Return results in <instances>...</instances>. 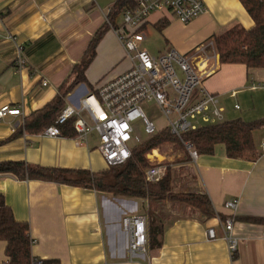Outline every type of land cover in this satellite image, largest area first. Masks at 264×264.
Here are the masks:
<instances>
[{
  "label": "crops",
  "instance_id": "crops-1",
  "mask_svg": "<svg viewBox=\"0 0 264 264\" xmlns=\"http://www.w3.org/2000/svg\"><path fill=\"white\" fill-rule=\"evenodd\" d=\"M117 1L0 0V109L9 105L11 110L0 120V141L9 139L26 119L55 101ZM202 1L205 13L187 25L169 12L151 14L143 29V49L148 51L146 43L153 40L158 55L175 49L193 57L196 50L214 43V36L227 29L240 25L250 30L255 25L240 0ZM120 17V22L115 21L119 27L123 22ZM17 46L22 49L21 68ZM213 64L215 71L204 85L219 98L224 110L222 122H264V68L223 65L218 54ZM130 68L123 46L109 29L86 71L89 87L83 84L76 88L66 99L67 106H77L91 93L89 88L95 91ZM253 85L257 89H252ZM253 137L261 154L257 161L228 158L225 147L219 145L213 155L196 160L190 153L189 157L178 155L179 160L169 165L173 178L177 174L180 177L175 193L206 194L223 220L234 217V235L239 239L234 258L228 253L219 217L206 219L171 202L156 208L157 214L166 218L161 247L152 249L148 244L144 253L130 260L121 220L124 216H148L141 209L146 200L51 182L22 181L12 175H0V195L15 219L29 224L35 259L59 264H264V227L244 220L264 218L261 129ZM98 144L96 134H91L85 144L76 136L25 134L0 146V162L22 161L32 167L85 170L98 175L107 170ZM128 202L136 205L130 208L121 204ZM226 202H236V211L227 209ZM209 228L216 230V240H209ZM6 246L0 241V264L9 263Z\"/></svg>",
  "mask_w": 264,
  "mask_h": 264
},
{
  "label": "built area",
  "instance_id": "built-area-1",
  "mask_svg": "<svg viewBox=\"0 0 264 264\" xmlns=\"http://www.w3.org/2000/svg\"><path fill=\"white\" fill-rule=\"evenodd\" d=\"M206 11L202 0H138L135 10L125 11L122 25L112 28L131 62V68L116 79L104 83L96 92L87 93L79 104H69L56 118L44 134L52 138L61 137L59 127L74 120L76 139L87 143L91 134L98 137V151L107 168L125 165L132 157L129 143L132 140L133 123L142 120L145 131L151 137L159 133L144 113L143 106L154 104L166 120V128L182 141V135L207 125L222 123L223 108L217 95L209 93L205 80L215 71L213 64L217 54L214 43L196 50L193 57H187L175 49L154 56L143 49L146 33L142 29L151 14L169 12L183 24H189ZM19 68L24 66L21 47L17 46ZM213 53V54H212ZM44 86L48 83L44 82ZM258 86L253 85L252 89ZM234 95V94H233ZM239 109V106H235ZM10 106L0 109V120L10 114ZM262 147L264 148V124ZM161 132V131H160ZM183 142V141H182ZM190 156L196 160L198 154L189 143L183 142ZM145 172L148 184L160 182L167 174V166L154 163ZM225 207L233 212L236 202H226ZM219 224L226 241L228 253L235 257L239 239L234 235V217L223 220L219 215ZM148 217L146 215L124 216L122 230L128 236L127 253L130 260L144 253L148 246ZM209 240H216L214 228L207 231ZM32 243H34L32 241ZM45 260L34 259L32 264H44Z\"/></svg>",
  "mask_w": 264,
  "mask_h": 264
},
{
  "label": "trees",
  "instance_id": "trees-1",
  "mask_svg": "<svg viewBox=\"0 0 264 264\" xmlns=\"http://www.w3.org/2000/svg\"><path fill=\"white\" fill-rule=\"evenodd\" d=\"M254 21V27L246 30L235 25L225 32L214 36V45L221 64H240L247 68H264V0H240ZM138 0H118L107 15V21L91 40L84 56L77 63L54 102L43 110L26 119L23 126L13 135L0 141L3 146L25 134L41 135L54 124L56 118L67 106L66 99L80 85H88L86 71L96 57L97 47L111 28H118L116 19L125 11L135 10ZM144 29V27L142 28ZM90 92H96L89 88ZM74 120L59 127L64 137H75ZM264 122H244L240 119L207 125L182 135V141L193 146L198 156L213 155L216 147L223 145L226 155L231 159L257 161L261 154L257 151L253 134L261 129ZM179 138L169 130H163L132 149L131 159L123 166L107 168L101 174L85 170L32 167L25 162L1 161L0 175H12L19 180H32L94 189L115 197L146 200L157 205L171 202L184 208H190L206 219L217 216L206 194H177L173 189V175L167 169L166 176L158 183L148 184L145 172L150 167L147 154L165 143L175 142L182 146ZM148 244L152 249L160 248L165 231L166 218L159 214H148ZM222 218V217H221ZM264 227V218L248 217L244 219ZM0 241L6 242L5 254L8 264H32V240L28 223L18 222L5 199L0 195ZM44 264H59L58 261H45Z\"/></svg>",
  "mask_w": 264,
  "mask_h": 264
},
{
  "label": "rangeland",
  "instance_id": "rangeland-1",
  "mask_svg": "<svg viewBox=\"0 0 264 264\" xmlns=\"http://www.w3.org/2000/svg\"><path fill=\"white\" fill-rule=\"evenodd\" d=\"M121 21V17L119 16L117 18V22ZM148 46V47H147ZM146 47L148 48V51L151 55L158 56V51H157V43L153 40H149L146 43ZM213 54V53H212ZM143 110L147 118L154 123L156 127V131L160 132L163 131L166 128V120L162 114V112L158 109V107L154 104H148L146 103L143 106ZM133 133H132V140L129 143V147L131 149L139 146L140 144L144 143L148 139L151 138L149 134L146 133L145 131V124L142 120H137L136 122L133 123ZM150 156H153L155 158L154 163L161 162L167 168H170L169 165L173 164L174 162L178 161L179 159L177 158L178 155H187L189 157V152L186 149L185 146H182L178 143L171 142V143H165L161 145L158 149L153 150L147 154V159L149 160L150 164ZM187 157V158H188ZM174 173V171H173ZM178 173V172H177ZM182 177V176H181ZM180 180L179 175L177 174L175 178H173V189H177V181ZM125 198V197H123ZM126 200V199H125ZM122 206H129L134 207L136 204L135 203H121ZM141 204V203H140ZM156 208H160L159 206L157 207V204L155 203H150L149 201H146L144 209L148 214H151V216H155L157 214ZM115 209L118 210V208L115 207Z\"/></svg>",
  "mask_w": 264,
  "mask_h": 264
}]
</instances>
